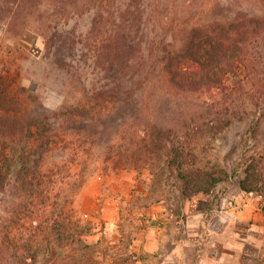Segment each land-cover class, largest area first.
Segmentation results:
<instances>
[{
    "label": "trees",
    "instance_id": "obj_1",
    "mask_svg": "<svg viewBox=\"0 0 264 264\" xmlns=\"http://www.w3.org/2000/svg\"><path fill=\"white\" fill-rule=\"evenodd\" d=\"M47 1L57 9L56 18L48 17V24L36 30L44 37V51L53 49L62 67L74 60L75 35L52 24L67 6L94 9L88 45L95 60L105 64L106 82L82 86L76 101L66 98L51 109L20 83V70L0 60V264H131L134 230L124 233L122 227L116 240L103 236L89 242L95 222L76 210L72 197L56 192L58 183L74 174L72 165L84 162L101 141L106 144L103 170H149L143 199L151 200L143 207L168 194L178 200L209 194L231 176H237L242 191L264 198L259 157L244 158L241 174L232 175L225 165L203 163L199 151L201 140L216 138L233 123L235 117L226 112L255 107L249 122L254 134L264 121V84H259L264 82V0H254L259 4L255 12L238 9L228 18L193 21L179 29L175 44L166 35L158 42L147 36L155 31L148 24L155 13H168L177 0H4L8 26L22 34L30 27L13 19L31 15ZM102 19L115 22L111 30L106 27L109 33L100 30ZM67 73L77 83L84 74L76 68ZM158 81L167 92L229 90L236 102L220 106L222 116L211 121L183 120L177 133L154 117L162 101L157 99L151 109L147 105L148 89ZM52 155L56 159L49 162ZM82 181L78 173L71 190ZM155 189L160 192L152 198Z\"/></svg>",
    "mask_w": 264,
    "mask_h": 264
},
{
    "label": "rangeland",
    "instance_id": "obj_2",
    "mask_svg": "<svg viewBox=\"0 0 264 264\" xmlns=\"http://www.w3.org/2000/svg\"><path fill=\"white\" fill-rule=\"evenodd\" d=\"M3 3L4 0H0L1 64L6 63L12 69L20 70V83L28 87L30 94L37 97L44 107L55 109L64 103L66 98L69 103L74 102L82 96L79 91L82 86L90 88L106 82L103 72L105 64L103 61L95 60L94 51L90 50L88 45L91 41L93 25L90 16L94 9L81 11L77 8L73 11L70 10V6H67L64 14L61 16L58 14L56 24H52L58 30L71 31L75 35L74 60L68 68L56 63L53 49L47 53L44 51V37L36 30V27H40L48 17L56 18L54 13L57 9L47 1L31 15L15 17L13 19L15 23L22 19L31 28L19 34L15 26H8V16L2 10ZM238 9L255 12L259 9V4L254 0H177V6L173 5L168 13L161 10L150 19L148 24L150 28L153 25L155 31L147 37H155L158 42L163 35H166L167 39L175 44L181 38L182 32L179 31L181 27L193 21L202 22L213 17L228 18ZM41 13L43 17L40 16ZM52 22L54 23V20ZM44 23L48 24V22ZM114 24L112 20L102 19L99 27L106 34L109 33L106 27L110 26L111 30ZM16 25L20 27L21 23ZM78 58L81 60L78 61ZM74 68L84 73L79 83L75 79H70L71 73H67L68 69ZM257 80L260 79L257 78ZM261 83L264 84V82L259 84ZM148 90L146 100L150 109L154 107L157 99L163 102L162 110L154 115L157 122L173 127L177 133H180L179 127L183 120L191 121V118H195V121L200 122L211 121L222 116L218 112L220 106L224 107L223 105L232 103L233 100L234 103L236 102L235 95L229 90L187 94L174 90L167 92L164 84L159 81ZM28 103L30 107L34 105L31 99H28ZM239 109L240 112L237 111L238 109L226 112V115L235 117L228 128L220 132L216 138L204 139L199 143L203 163L225 165L232 175L233 173L241 174L242 162L246 157L257 156L264 161V121L261 123L260 130L254 134L249 122L253 119L255 107H249L247 110ZM105 147V142L101 141L93 147L92 154L84 162L74 163L71 168V173L74 174L70 178H63L64 180L58 183L59 191L56 192H59L61 197L63 195L72 197V204L76 210L95 222L96 231L87 237L89 242H94L103 236L116 240L121 235L120 230L125 229L124 233L130 229L134 230L135 239L131 250L135 255L131 264H144L149 258L145 252L146 240L150 239L147 230H150V227L157 229L162 225L161 218L150 216L147 208L154 205L160 208L161 204H166L178 213L186 209L191 200H178L173 194H168V199L155 201L143 207L145 201L151 200V198L143 199L149 192L148 185L151 182L149 170L146 168L141 171H114L109 168L103 170ZM55 159L56 155H52L49 162ZM63 173L65 175L67 172ZM78 173L82 174L83 181L81 186L73 191L71 183ZM236 178L237 176H231L218 184L213 192L200 193L197 196L204 197L210 208L234 207L238 202L236 203L233 197L242 192ZM141 190L142 194L139 193ZM159 192L158 189L153 190L151 197L155 198ZM191 205L195 207L198 204ZM132 218L135 221L134 225L131 223Z\"/></svg>",
    "mask_w": 264,
    "mask_h": 264
},
{
    "label": "crops",
    "instance_id": "obj_3",
    "mask_svg": "<svg viewBox=\"0 0 264 264\" xmlns=\"http://www.w3.org/2000/svg\"><path fill=\"white\" fill-rule=\"evenodd\" d=\"M233 198L236 206L221 209L201 195L178 213L166 204L148 207L162 225L147 230L144 264H264V198L245 191Z\"/></svg>",
    "mask_w": 264,
    "mask_h": 264
}]
</instances>
